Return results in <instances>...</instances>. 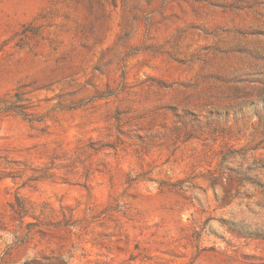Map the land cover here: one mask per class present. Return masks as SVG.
I'll return each instance as SVG.
<instances>
[{
  "label": "rangeland",
  "instance_id": "obj_1",
  "mask_svg": "<svg viewBox=\"0 0 264 264\" xmlns=\"http://www.w3.org/2000/svg\"><path fill=\"white\" fill-rule=\"evenodd\" d=\"M264 0H0V264H264Z\"/></svg>",
  "mask_w": 264,
  "mask_h": 264
},
{
  "label": "trees",
  "instance_id": "obj_2",
  "mask_svg": "<svg viewBox=\"0 0 264 264\" xmlns=\"http://www.w3.org/2000/svg\"><path fill=\"white\" fill-rule=\"evenodd\" d=\"M247 236H250V237H263L264 235L262 234H259V233H253V232H250V233H246Z\"/></svg>",
  "mask_w": 264,
  "mask_h": 264
}]
</instances>
